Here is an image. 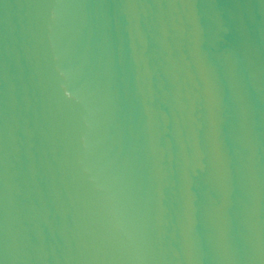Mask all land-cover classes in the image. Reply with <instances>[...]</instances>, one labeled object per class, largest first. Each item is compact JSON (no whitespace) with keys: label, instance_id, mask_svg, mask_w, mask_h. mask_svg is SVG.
Here are the masks:
<instances>
[{"label":"water","instance_id":"95a60500","mask_svg":"<svg viewBox=\"0 0 264 264\" xmlns=\"http://www.w3.org/2000/svg\"><path fill=\"white\" fill-rule=\"evenodd\" d=\"M0 264H264V0H0Z\"/></svg>","mask_w":264,"mask_h":264}]
</instances>
